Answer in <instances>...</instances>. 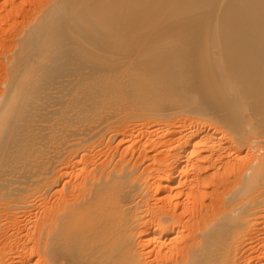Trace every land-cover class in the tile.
Listing matches in <instances>:
<instances>
[{
    "label": "bare ground",
    "instance_id": "6f19581e",
    "mask_svg": "<svg viewBox=\"0 0 264 264\" xmlns=\"http://www.w3.org/2000/svg\"><path fill=\"white\" fill-rule=\"evenodd\" d=\"M0 264H264V0H0Z\"/></svg>",
    "mask_w": 264,
    "mask_h": 264
}]
</instances>
